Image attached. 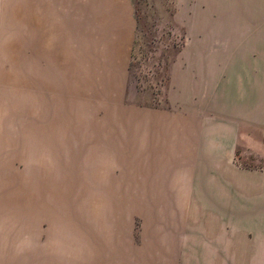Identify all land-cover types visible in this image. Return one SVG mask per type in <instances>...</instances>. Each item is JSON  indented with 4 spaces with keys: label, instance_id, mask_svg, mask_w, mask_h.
<instances>
[{
    "label": "rangeland",
    "instance_id": "1",
    "mask_svg": "<svg viewBox=\"0 0 264 264\" xmlns=\"http://www.w3.org/2000/svg\"><path fill=\"white\" fill-rule=\"evenodd\" d=\"M137 1L134 30L133 15L127 29L110 10L132 11L133 0H0V198L64 202L72 212L123 202L140 245L145 217L163 212L147 206L146 190L181 159L156 154L141 123L132 158L104 149L100 139L120 146L104 127L117 93L121 108L194 113L203 136L232 134V216L219 222L228 211L211 196L226 184L209 177L213 207L194 214L213 222L187 234L186 263L264 264V0ZM103 157L111 161L101 172Z\"/></svg>",
    "mask_w": 264,
    "mask_h": 264
},
{
    "label": "crops",
    "instance_id": "2",
    "mask_svg": "<svg viewBox=\"0 0 264 264\" xmlns=\"http://www.w3.org/2000/svg\"><path fill=\"white\" fill-rule=\"evenodd\" d=\"M110 10L114 15L125 17L123 27L125 25L128 29L132 15L134 17L133 10L123 7ZM116 21L119 23L118 19ZM135 26L134 18V30ZM113 96L116 98L109 101L111 103L106 112L110 115H105L108 125L104 127L114 132L104 129L102 133L112 134L113 144L120 143V146L112 148L108 139H100L106 146L104 149L132 158V153L138 151V124L141 123L146 125L147 130L140 137H144L148 128H152L151 135L147 137L150 136L157 144L156 154L181 159L177 167L155 173L156 184L161 185L146 190L147 206L161 207L162 214L145 217L144 237L139 245L135 217L123 213V202L107 201L103 204L96 201L72 212L71 206L63 205L64 202L0 198V264H187V247H190L187 234L197 232L200 235L201 227L197 226H208L213 222L212 217L202 219L194 214L196 207H213L206 196L211 189V177L216 178L219 184H226L225 188H218V195L211 196L218 201L214 205L234 208L235 169L232 157L235 140L232 134L203 136L201 129L205 127L194 113L121 108L118 106L120 94ZM228 98L234 100L231 94ZM183 100L184 96L179 103ZM136 112L138 115L146 114V120L138 119ZM228 117L232 118L224 115L223 119ZM211 121L205 124L210 125ZM203 143L208 145L205 150L201 148ZM122 144L129 146V151H123ZM79 152L82 150L79 149ZM101 160V172L106 171V164L111 160L107 157ZM54 162L58 163L56 168L60 169L59 160H53V167ZM71 167L70 161L64 169L70 170ZM159 192L163 193L165 202L157 198ZM187 209H190L189 214ZM227 211L219 222L227 223V218L232 216Z\"/></svg>",
    "mask_w": 264,
    "mask_h": 264
},
{
    "label": "trees",
    "instance_id": "3",
    "mask_svg": "<svg viewBox=\"0 0 264 264\" xmlns=\"http://www.w3.org/2000/svg\"><path fill=\"white\" fill-rule=\"evenodd\" d=\"M139 7H138V1L137 0H133V13H134V18L136 20V28L138 29L139 28V22H140V16H139ZM133 68V60H131L129 62V66H128V69L129 70H132Z\"/></svg>",
    "mask_w": 264,
    "mask_h": 264
}]
</instances>
